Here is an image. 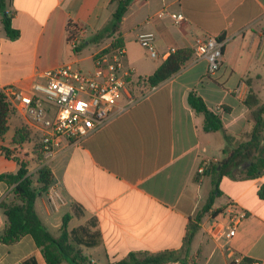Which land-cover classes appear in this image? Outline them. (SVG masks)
<instances>
[{
    "label": "crops",
    "instance_id": "obj_1",
    "mask_svg": "<svg viewBox=\"0 0 264 264\" xmlns=\"http://www.w3.org/2000/svg\"><path fill=\"white\" fill-rule=\"evenodd\" d=\"M4 1L20 36L16 40L7 37L0 11L2 83L26 81L65 64L91 72L94 57L113 40L97 36L112 21L117 8L114 0ZM170 14H182L185 20L176 24ZM68 23L77 27L78 52L67 40ZM144 32L155 35L156 59L137 41ZM206 35L220 37L224 43L222 65L210 77L206 76L207 62L198 60L195 51V40ZM116 36L123 42L125 67L134 71L131 82L138 87L172 49H191L193 56L158 86L151 88L144 82L147 91L135 97L138 101L133 106L49 165L52 184L61 188L66 204L51 210L42 193L35 202L36 212L54 236L60 235L65 216H69V231L83 227L99 234L97 246L82 248L88 262L96 264H113L130 253L180 250L191 221L213 190L214 174H201L198 169L204 163H209L207 170L221 162L225 147L234 149L247 140L255 125L253 109L245 103L251 91L259 106L264 105V0H134ZM241 83L242 97L234 92ZM191 92L221 118L224 132L204 129V117L188 104ZM125 104L123 95L118 106ZM10 122L15 131L4 144L28 162L24 147L28 143L33 147L32 132L28 141L14 145L15 133L26 126L16 114L9 116L8 127ZM225 135L230 136L229 143ZM40 167L41 161L34 169L28 168L29 174L35 175ZM245 167L220 181L221 194L201 220L237 202L246 216L229 246L218 247L199 226L187 261L169 264H230L244 257L264 264V200L258 196L264 175L249 179L242 173ZM17 170L14 160L0 154V173ZM10 192L11 187L0 182V202L13 199ZM7 225L0 207V264H23L30 258L46 264L30 236L14 245L3 243Z\"/></svg>",
    "mask_w": 264,
    "mask_h": 264
},
{
    "label": "trees",
    "instance_id": "obj_2",
    "mask_svg": "<svg viewBox=\"0 0 264 264\" xmlns=\"http://www.w3.org/2000/svg\"><path fill=\"white\" fill-rule=\"evenodd\" d=\"M117 2L116 11L112 21L97 36L99 40L112 38L111 44L102 53H110L120 47L123 42L116 36L134 0H114ZM0 11L3 14V24L7 37L10 40L19 38L20 33L12 27L11 17L5 11V1L0 0ZM68 42L77 35V27L68 23ZM80 51L79 48L75 49ZM193 50L178 49L173 52L149 77L140 80L146 82L149 87H156L178 73L180 69L192 58ZM246 105L253 109L252 115L255 121L254 128L247 134V140L239 143L234 149L224 148V159L211 165L205 173H213V190L194 221H191L187 234L180 250L166 251L158 254L151 253H130L126 258L113 264H169L170 262L184 263L188 259L190 247L199 230L198 223L202 216L212 207L214 200L220 196V181L224 177H233L235 171L246 165L242 171L249 179H257L264 175V105L259 106L256 95L251 91L246 99ZM188 104L198 114L204 117V129L206 131L224 132V124L221 118L212 112L204 100L196 93L191 92L188 96ZM14 114L6 103L4 95L0 93V154L6 159H11L18 165L16 173H0V182H4L11 187L13 199H4L0 202V207L4 210L8 219L1 241L7 245H14L25 236H30L36 247L40 249L46 264H89L83 254V247H95L100 242L99 234L90 233L88 229L80 227L72 231L68 230L69 216L63 218L60 235L54 236L43 224L35 209V202L39 195L47 192L53 183V175L49 166H41L35 175L29 174L28 163L17 157L14 150L4 144V135L7 133L8 119ZM30 139V131L27 127L19 129L14 137L13 144L20 145ZM227 143L231 141L230 136L225 135ZM36 152H39L42 164L41 145L36 144ZM260 199L264 200V185L258 191ZM220 211H217V215ZM256 261L244 257L239 263L230 264H253ZM258 263V262H257ZM23 264H38L35 258H30Z\"/></svg>",
    "mask_w": 264,
    "mask_h": 264
},
{
    "label": "built area",
    "instance_id": "obj_3",
    "mask_svg": "<svg viewBox=\"0 0 264 264\" xmlns=\"http://www.w3.org/2000/svg\"><path fill=\"white\" fill-rule=\"evenodd\" d=\"M158 16L163 17L164 13ZM169 16L176 24L185 20L182 14ZM137 41L151 58L158 57L153 33H140ZM69 43L75 50L80 39L75 36ZM223 47L220 37L206 35L195 40L197 59L207 62V77L220 69ZM173 52L174 49L170 51L171 54ZM124 56V48L120 47L110 53H98L94 57L91 72H83L73 64H65L38 72L26 81H0V93L4 95L10 109L21 117L28 130L36 133L41 145V166H49L67 148L81 144L138 101L129 88L134 71L125 67ZM234 92L242 97L244 85L241 83ZM123 95L126 104L119 107L118 100ZM208 165L204 163L198 173L204 174ZM45 194L51 210L57 211L66 204V198L58 185L51 184ZM245 216L238 203L232 201L223 213L209 215L198 225L210 240L225 249ZM88 263L96 264L94 260Z\"/></svg>",
    "mask_w": 264,
    "mask_h": 264
},
{
    "label": "rangeland",
    "instance_id": "obj_4",
    "mask_svg": "<svg viewBox=\"0 0 264 264\" xmlns=\"http://www.w3.org/2000/svg\"><path fill=\"white\" fill-rule=\"evenodd\" d=\"M82 71L86 72L84 70H82ZM143 83L144 82H141L139 87L137 85H134L133 83L129 85V88H130L131 92L135 95V97H138V96H140L141 94H144L147 91L148 86L144 85ZM14 131H15L14 125H13L12 122H10L9 129H8L7 133L5 134V136H4V140L5 141L11 140L12 136L14 134ZM31 137H32V142L34 141L33 147H32L31 144L28 143L26 145V147H24V150L26 151V153H28V162H27L28 163V168L34 169L37 166L38 162H39L40 155H39V152L38 153L36 152L37 141L35 139L36 138V133L34 131H32ZM34 153L36 154V156H35ZM86 253L88 254V252H86Z\"/></svg>",
    "mask_w": 264,
    "mask_h": 264
},
{
    "label": "water",
    "instance_id": "obj_5",
    "mask_svg": "<svg viewBox=\"0 0 264 264\" xmlns=\"http://www.w3.org/2000/svg\"><path fill=\"white\" fill-rule=\"evenodd\" d=\"M245 166V165H244Z\"/></svg>",
    "mask_w": 264,
    "mask_h": 264
}]
</instances>
